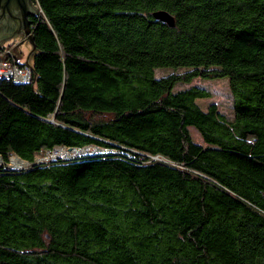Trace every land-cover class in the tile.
Returning a JSON list of instances; mask_svg holds the SVG:
<instances>
[{"label": "trees", "instance_id": "trees-1", "mask_svg": "<svg viewBox=\"0 0 264 264\" xmlns=\"http://www.w3.org/2000/svg\"><path fill=\"white\" fill-rule=\"evenodd\" d=\"M34 3L32 80H0V157L30 164L0 165V264H264V0ZM55 148L101 152L35 164Z\"/></svg>", "mask_w": 264, "mask_h": 264}, {"label": "water", "instance_id": "water-1", "mask_svg": "<svg viewBox=\"0 0 264 264\" xmlns=\"http://www.w3.org/2000/svg\"><path fill=\"white\" fill-rule=\"evenodd\" d=\"M38 13H39V9L35 5L34 0H0V35L10 31L13 33V35L9 39L20 37L23 40L25 39L26 41L30 42V44L32 45V52L30 53L27 62L24 63L30 67H31L30 59L35 54L36 47L31 34V22L29 21V17L36 16ZM153 17L157 22L167 25L170 28H175L176 26L174 16L167 11H158L153 14ZM22 44L23 41L20 44L16 45L14 48V53L17 56L18 61L22 58L21 57L22 55L19 52V48ZM0 48L2 49V45L0 46ZM18 85H24V84H18ZM80 151H84L86 153L80 154L79 156L74 155L73 157L67 158L65 160H71L74 158L91 155V153L87 152V150L86 151L80 150ZM100 152L101 150L97 149L95 153L98 154ZM8 168L10 170L25 169V168H13V167H8Z\"/></svg>", "mask_w": 264, "mask_h": 264}, {"label": "rangeland", "instance_id": "rangeland-1", "mask_svg": "<svg viewBox=\"0 0 264 264\" xmlns=\"http://www.w3.org/2000/svg\"><path fill=\"white\" fill-rule=\"evenodd\" d=\"M22 41H23V44L20 46V49H19L20 53L22 54V59L20 62L25 63V62H27L29 55L32 52V45L30 44L29 41L22 40V39L17 41V45L20 44ZM14 43H12L10 46L15 47ZM31 62H32V59H30V64H31ZM172 73H175V71H173L171 69L158 70L157 71V77L161 78V77L170 75ZM176 73L182 74V73H184V70H179ZM192 86L204 88L205 90L210 92L212 95L211 99L200 101V105L203 109H207L209 107V105L215 104V105H217L219 111L222 114H225L229 119L233 118V104H232L233 102H232V95H231L228 80L203 81V80L198 79V80H195L191 85H180L178 87V90L190 88ZM192 133H193V136H194V139L196 140V142L202 144L203 140L200 137V135L195 130H192ZM87 152H90L91 155H94V154H96L95 153L96 149L95 148H89L87 150ZM15 157H17V156H15V155L11 156L7 163H4V161H1L0 165H7L8 167L16 168V167H14V165L12 163V160ZM46 157H48V154L40 155L36 158V160L46 159ZM25 163H26V165L24 167H19V168H27L28 166H30L29 163H27V162H25Z\"/></svg>", "mask_w": 264, "mask_h": 264}, {"label": "built area", "instance_id": "built-area-1", "mask_svg": "<svg viewBox=\"0 0 264 264\" xmlns=\"http://www.w3.org/2000/svg\"><path fill=\"white\" fill-rule=\"evenodd\" d=\"M0 80H12L15 84H29L32 80V69L26 64L21 65V62L14 56L12 49H5L0 51ZM87 149H64L55 148L49 151L48 157L42 160H36V163L49 162L56 159H67L58 156L60 152H73ZM97 150V149H96ZM70 158V157H69Z\"/></svg>", "mask_w": 264, "mask_h": 264}, {"label": "flooded vegetation", "instance_id": "flooded-vegetation-1", "mask_svg": "<svg viewBox=\"0 0 264 264\" xmlns=\"http://www.w3.org/2000/svg\"><path fill=\"white\" fill-rule=\"evenodd\" d=\"M29 21L31 22V26H32V16L29 17ZM12 35H13V33L10 32V31L5 32L4 34L0 35V46L2 45V49L0 48V51L5 50V49H12L13 52H14V48L15 47H11L10 45L15 42L14 44L16 46L17 45V41L21 40L22 38L19 37V38L9 39V38L12 37ZM19 52H20V50H19ZM14 56H15V58H17V56L15 55V53H14Z\"/></svg>", "mask_w": 264, "mask_h": 264}, {"label": "bare ground", "instance_id": "bare-ground-1", "mask_svg": "<svg viewBox=\"0 0 264 264\" xmlns=\"http://www.w3.org/2000/svg\"><path fill=\"white\" fill-rule=\"evenodd\" d=\"M86 152L84 151H73V152H60L58 154V156L63 157V158H69V157H73L74 155L79 156L80 154H85ZM3 161L0 157V162ZM12 163L14 165V167L19 168V167H24L26 165V163L22 160H20L19 158L15 157L12 160Z\"/></svg>", "mask_w": 264, "mask_h": 264}, {"label": "crops", "instance_id": "crops-1", "mask_svg": "<svg viewBox=\"0 0 264 264\" xmlns=\"http://www.w3.org/2000/svg\"><path fill=\"white\" fill-rule=\"evenodd\" d=\"M22 55V54H21ZM22 59V58H21ZM21 59L19 60V62L21 61ZM21 63H23V62H21Z\"/></svg>", "mask_w": 264, "mask_h": 264}]
</instances>
